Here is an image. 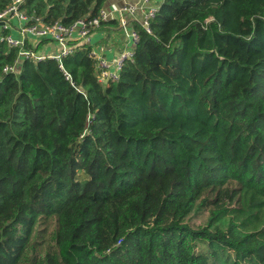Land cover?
<instances>
[{"label": "trees", "instance_id": "1", "mask_svg": "<svg viewBox=\"0 0 264 264\" xmlns=\"http://www.w3.org/2000/svg\"><path fill=\"white\" fill-rule=\"evenodd\" d=\"M104 2L16 8L69 26ZM129 24L106 82L87 44L16 63L0 40V264H264V0H162L149 33Z\"/></svg>", "mask_w": 264, "mask_h": 264}, {"label": "built area", "instance_id": "2", "mask_svg": "<svg viewBox=\"0 0 264 264\" xmlns=\"http://www.w3.org/2000/svg\"><path fill=\"white\" fill-rule=\"evenodd\" d=\"M22 0H13L12 4L3 13H0V21L3 22L2 28L9 29L8 21L10 17H17L22 25L18 27V32L20 34L19 38L13 37L11 34L1 36L0 40L3 39L7 45L19 48V55L16 63L24 58L32 57L34 60H42L46 57H54L58 61L61 56L68 55L72 52L75 47L70 42L73 39H77L80 42H87L89 35L93 30L99 27L100 22L107 21L109 18L118 19V24L125 29L129 41L127 47L119 51L112 59L107 60L102 56L104 51V46L96 45L91 46L88 57L94 62L97 72V80L99 82H106L110 80H117L119 73L124 66V62L129 60L133 55V50L135 43L137 42L138 35L129 22L131 20L137 22L141 27H143L146 32H150L149 19L156 13L158 5L152 2V0H139L134 4L128 3L119 7L115 10L106 11L101 9L99 13L89 19H78L69 26L60 24L59 22H54L48 26L42 25L36 20L30 25H26L29 18L23 13L19 12L16 6ZM8 17V19H6ZM35 36L40 38H51L59 47H61L60 52L54 56H48L33 49H25V40L28 36ZM86 44V43H85ZM59 66L62 68L61 63ZM5 71L17 70L16 65L13 64L11 67H5ZM66 75V74H65ZM68 78V75H66Z\"/></svg>", "mask_w": 264, "mask_h": 264}, {"label": "crops", "instance_id": "3", "mask_svg": "<svg viewBox=\"0 0 264 264\" xmlns=\"http://www.w3.org/2000/svg\"><path fill=\"white\" fill-rule=\"evenodd\" d=\"M139 0H105L103 3L102 9L109 11L115 10L123 5L128 3L134 4ZM162 0H152L153 3L158 5ZM9 25V34H11L15 38H19L20 34L18 32V27L22 25L20 20L12 16L8 21ZM131 26V25H130ZM2 25H0V38L2 36ZM128 35L119 24L118 19L109 18V20L105 21L103 24L99 25L98 28L92 31L89 35L87 42H85L89 46L102 45L104 46V51L102 52V56L107 60L112 59L119 51L123 50L128 45ZM72 45H80L85 44L84 42H80L77 39H73L70 42ZM30 45V47H37L38 52L48 55L54 56L60 52L61 47H59L51 38H40L38 39L35 36H28L25 40V47ZM27 47V48H30Z\"/></svg>", "mask_w": 264, "mask_h": 264}, {"label": "water", "instance_id": "4", "mask_svg": "<svg viewBox=\"0 0 264 264\" xmlns=\"http://www.w3.org/2000/svg\"><path fill=\"white\" fill-rule=\"evenodd\" d=\"M0 25H3V22L2 21H0Z\"/></svg>", "mask_w": 264, "mask_h": 264}]
</instances>
